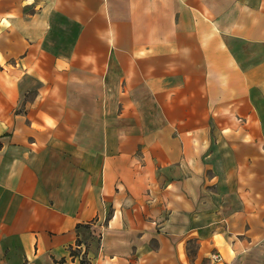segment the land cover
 Listing matches in <instances>:
<instances>
[{"label":"crops","instance_id":"1","mask_svg":"<svg viewBox=\"0 0 264 264\" xmlns=\"http://www.w3.org/2000/svg\"><path fill=\"white\" fill-rule=\"evenodd\" d=\"M83 253L264 264V0H0V264Z\"/></svg>","mask_w":264,"mask_h":264},{"label":"trees","instance_id":"2","mask_svg":"<svg viewBox=\"0 0 264 264\" xmlns=\"http://www.w3.org/2000/svg\"><path fill=\"white\" fill-rule=\"evenodd\" d=\"M80 226L87 227V224L77 225L76 227L79 228ZM80 242H81L80 240H77V239H76V244L79 245ZM70 254H74V252H73V251H70ZM79 264H89V261H88V259L84 256V253L80 256Z\"/></svg>","mask_w":264,"mask_h":264},{"label":"rangeland","instance_id":"3","mask_svg":"<svg viewBox=\"0 0 264 264\" xmlns=\"http://www.w3.org/2000/svg\"><path fill=\"white\" fill-rule=\"evenodd\" d=\"M86 240L90 242V245L92 247L95 246V244H96V238H94V236H92V235L91 236H88Z\"/></svg>","mask_w":264,"mask_h":264},{"label":"built area","instance_id":"4","mask_svg":"<svg viewBox=\"0 0 264 264\" xmlns=\"http://www.w3.org/2000/svg\"><path fill=\"white\" fill-rule=\"evenodd\" d=\"M213 258H214V259H218V256H217V255H213Z\"/></svg>","mask_w":264,"mask_h":264}]
</instances>
